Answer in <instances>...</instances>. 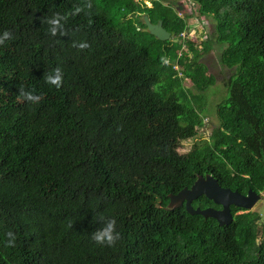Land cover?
<instances>
[{
	"label": "trees",
	"instance_id": "obj_1",
	"mask_svg": "<svg viewBox=\"0 0 264 264\" xmlns=\"http://www.w3.org/2000/svg\"><path fill=\"white\" fill-rule=\"evenodd\" d=\"M149 1L0 0V264H264L259 210L231 205L220 225L168 206L200 175L264 192V0ZM213 51L231 74L204 140ZM100 215L116 220L112 246L91 238Z\"/></svg>",
	"mask_w": 264,
	"mask_h": 264
},
{
	"label": "water",
	"instance_id": "obj_2",
	"mask_svg": "<svg viewBox=\"0 0 264 264\" xmlns=\"http://www.w3.org/2000/svg\"><path fill=\"white\" fill-rule=\"evenodd\" d=\"M144 21L148 31L156 38L162 41L171 38V32L163 27L162 21L152 23L147 15L144 16ZM202 195H205L214 204L221 207H195L192 204L193 200ZM169 198L170 202L168 206L170 208L181 207L184 205L188 213L191 215L200 214L205 218L212 217L216 219L220 225H227L233 221L231 205L251 210L261 199V195L251 189H249L246 194H243L238 190L223 187L211 174H207L205 176H198L191 187H185L176 194H170Z\"/></svg>",
	"mask_w": 264,
	"mask_h": 264
},
{
	"label": "clouds",
	"instance_id": "obj_3",
	"mask_svg": "<svg viewBox=\"0 0 264 264\" xmlns=\"http://www.w3.org/2000/svg\"><path fill=\"white\" fill-rule=\"evenodd\" d=\"M63 20V17L59 16H53L50 18L47 23L49 25L48 31L51 35L55 36L58 31H61L63 29V24L61 21ZM11 33L7 30L0 33V44H4L5 41H8L11 39ZM202 39V38H201ZM74 46H77L81 49L87 47V44L84 42H81L79 44H74ZM45 82L51 86H55L56 88H59L62 84V73L59 68H55L44 77ZM20 96L29 102L36 103L40 99L38 95L34 94L31 90H20ZM264 192L261 194V198L263 196ZM209 207V206H208ZM214 207V206H212ZM206 208V207H205ZM96 223L100 225L99 227H96L95 230L91 234L92 240H94L97 244L100 245H107L112 246L115 244V242L119 239V232L116 231V220L112 217H106L104 215H100ZM6 236L8 237L6 243L8 245H12L15 237L12 232L6 233Z\"/></svg>",
	"mask_w": 264,
	"mask_h": 264
},
{
	"label": "rangeland",
	"instance_id": "obj_4",
	"mask_svg": "<svg viewBox=\"0 0 264 264\" xmlns=\"http://www.w3.org/2000/svg\"><path fill=\"white\" fill-rule=\"evenodd\" d=\"M147 2V4L151 5V2L149 0H144ZM211 26V25H209ZM206 30V29H205ZM201 30V31H205ZM210 34V29L207 30ZM185 36V35H184ZM200 38H204V35L202 34L199 36ZM196 40H201V39ZM216 46V44H215ZM202 60L205 62V64L209 67V70L212 71L216 76V82L214 85H212L206 92V94H203V97L205 99V103L200 105L199 110L202 116L204 117L205 126L203 128V131L200 133L202 139L206 140L210 138L211 134V128L213 125L217 123L216 114L213 110V106L217 104L218 101H220L224 96H227V87L226 79L230 76L231 70H229L226 67H223V65H219L218 63V55L217 53H214V51L208 55L204 54V57H202ZM189 88H193L192 84H187ZM191 96V94H190ZM212 109V111H211ZM211 111V112H210ZM214 111V112H213ZM194 141H183L180 146V152L184 153L189 151L193 146ZM255 211H258L261 213L262 217L264 218V194L262 198L254 205L253 209ZM240 213V212H239Z\"/></svg>",
	"mask_w": 264,
	"mask_h": 264
},
{
	"label": "flooded vegetation",
	"instance_id": "obj_5",
	"mask_svg": "<svg viewBox=\"0 0 264 264\" xmlns=\"http://www.w3.org/2000/svg\"><path fill=\"white\" fill-rule=\"evenodd\" d=\"M215 207V206H214ZM217 208V207H216Z\"/></svg>",
	"mask_w": 264,
	"mask_h": 264
}]
</instances>
